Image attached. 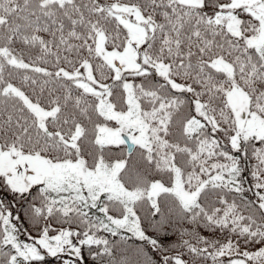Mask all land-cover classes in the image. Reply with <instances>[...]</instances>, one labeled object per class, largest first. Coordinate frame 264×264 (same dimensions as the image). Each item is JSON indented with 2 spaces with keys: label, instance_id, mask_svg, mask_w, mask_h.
I'll list each match as a JSON object with an SVG mask.
<instances>
[{
  "label": "snow or ice",
  "instance_id": "snow-or-ice-1",
  "mask_svg": "<svg viewBox=\"0 0 264 264\" xmlns=\"http://www.w3.org/2000/svg\"><path fill=\"white\" fill-rule=\"evenodd\" d=\"M0 264H264V0H0Z\"/></svg>",
  "mask_w": 264,
  "mask_h": 264
}]
</instances>
